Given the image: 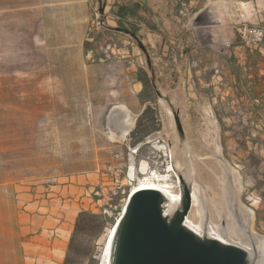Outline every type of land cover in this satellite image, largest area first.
<instances>
[{
  "label": "rangeland",
  "instance_id": "374dc122",
  "mask_svg": "<svg viewBox=\"0 0 264 264\" xmlns=\"http://www.w3.org/2000/svg\"><path fill=\"white\" fill-rule=\"evenodd\" d=\"M222 1L233 15L213 7L221 16L212 26L218 46L197 38L212 0H0V264H64L81 211L114 221L85 239L91 257L66 264H99L141 165L177 191L178 152V168L184 156L190 161L209 221L228 238L264 237V95L252 101L242 73L234 93L227 66L238 71L224 62L233 48L254 55L264 44L263 37L246 47L237 30L245 23L264 31L257 11L264 0ZM139 3L150 10L145 25L118 13ZM139 69L159 92L146 125L160 129L133 146L122 132L129 122L134 129L146 106ZM189 218L197 221L195 206Z\"/></svg>",
  "mask_w": 264,
  "mask_h": 264
},
{
  "label": "water",
  "instance_id": "95a60500",
  "mask_svg": "<svg viewBox=\"0 0 264 264\" xmlns=\"http://www.w3.org/2000/svg\"><path fill=\"white\" fill-rule=\"evenodd\" d=\"M204 12L206 10L200 13ZM200 21L198 24L202 26ZM206 24L202 27L205 32L216 34L215 39L203 41L197 32L198 41L202 44L221 45L212 27L216 22L207 20ZM220 50L225 49L221 47ZM147 65L150 68L148 57ZM178 129L181 134V128ZM161 200L162 196L156 190H137L128 198L125 211L119 221L115 222L119 232L114 264H247L245 251L216 240L201 241L185 229L182 223L189 211L188 206L168 223L161 212Z\"/></svg>",
  "mask_w": 264,
  "mask_h": 264
},
{
  "label": "bare ground",
  "instance_id": "6f19581e",
  "mask_svg": "<svg viewBox=\"0 0 264 264\" xmlns=\"http://www.w3.org/2000/svg\"><path fill=\"white\" fill-rule=\"evenodd\" d=\"M226 9L229 8L227 7ZM129 128H131L130 122L125 125L123 134L127 135V132H129ZM179 154L180 152H178L174 160L171 161V170L173 171L176 178L177 191L174 190V186L172 185V183L168 182L165 177H160L155 174V171L152 172L151 170H148L144 163L139 169L142 177L140 178L138 183L132 186V188L129 190L127 199L125 200V204L119 217L122 216L123 212L126 209L128 198L137 190H156L160 192L162 196V200L160 202L161 212L164 219L168 223H171L180 213L183 212L185 207L188 206L189 211L183 218L182 226L188 231L192 232L199 240L204 242L216 240L224 245L237 247L246 252L247 264H264L263 236L253 233L252 235H247V238L241 233H236V239L228 238L226 237L225 230L221 228L220 225L214 224L212 219L211 221H209L210 215L207 204L204 201L205 197L203 191H201V189L198 188L194 183L190 161L186 156H184L183 164L181 168H178L177 158ZM230 170L232 171V168ZM193 206H195V209L197 211V221H193L189 218V213L191 212ZM214 208L215 213H220L216 209V207ZM229 210L232 212L233 216L236 219L237 217H240L241 211L235 208L233 209L231 206H229ZM119 217L117 218V220L119 219ZM250 222H252V219H250ZM237 223L239 224L238 221ZM222 225L224 226V222H222ZM118 232L119 227H117V224L116 226L114 224L111 227L110 233L103 246L99 264H114L115 247L117 244Z\"/></svg>",
  "mask_w": 264,
  "mask_h": 264
},
{
  "label": "trees",
  "instance_id": "16d2710c",
  "mask_svg": "<svg viewBox=\"0 0 264 264\" xmlns=\"http://www.w3.org/2000/svg\"><path fill=\"white\" fill-rule=\"evenodd\" d=\"M140 9L141 7L139 4L120 5L118 8V13L124 16L126 19H138L140 21H144L145 24H147V20H145V18L139 14ZM142 9L144 12H150L149 7L146 5H144ZM130 25L133 26L131 23ZM136 30L137 28L134 25L133 29L130 30L129 33L131 35H135ZM192 38L194 37L192 36ZM137 79L142 86V89L139 93V100L143 105L146 106L142 115L138 118L134 129L130 132V137L133 139V146L141 143L148 135L160 129L159 125L147 127L145 120L147 114L151 110L149 102L152 101L156 104V97L159 95V92L153 84L152 78H149L143 69L138 70ZM262 183L264 184V180H262ZM260 196L264 204V193H261ZM257 219L259 220V218ZM107 221L113 223L114 220L112 218H106V216L101 214H96L89 211H81L75 220L74 230L68 243L64 264L68 263L72 256H75L77 259L88 256L91 257V251L88 248L85 239L100 237ZM95 264H98V262Z\"/></svg>",
  "mask_w": 264,
  "mask_h": 264
},
{
  "label": "crops",
  "instance_id": "0c3cea01",
  "mask_svg": "<svg viewBox=\"0 0 264 264\" xmlns=\"http://www.w3.org/2000/svg\"><path fill=\"white\" fill-rule=\"evenodd\" d=\"M241 4L244 7V9L248 10L250 8L248 6L249 5L248 2L247 3H241ZM139 5L141 7L139 14L143 17L144 13H143L142 7L144 6V4L139 3ZM219 5L221 6L222 10L225 13H227L228 15H233L231 8L226 1H222L221 4H219V2H216V0H212L211 5H209L206 8V14L208 15L209 19L212 22H218L219 23V21L221 19L220 14L216 11V9H213V7H219ZM246 5L248 6V8L245 7ZM227 7L229 9H226ZM263 9H264V2L262 4V6H259V4L257 6V11H260V14H259L260 21L264 19V12H262ZM129 20H134L136 23L139 22V24L145 25L144 21H140L138 19L129 18ZM197 32L203 41H205L206 39H211V40L215 39L214 36L216 34L211 35L212 33H210V31L205 32V29L203 27H200L197 30ZM225 54H227V52H225L224 54H221V55H225ZM227 55L228 56H225V57H229V58H227V60H225L224 62L227 64H228V62H231L232 68L234 67V69H236L238 71L237 75L235 73L233 74L231 72V67L229 65L227 66L228 72L233 78L232 84H231L232 91L235 93L240 89L242 81H243V80H241V77H242L241 73L245 74V76H247V83L249 85L248 90L250 91V94H251L250 97L252 98L251 100L253 101V99H255L254 101L260 100L263 102V100L260 99V97H258L260 95H257V94L259 92H262V94L264 95V85L260 84L261 79L264 78V44L263 43L260 44L258 50L255 52L254 55L252 53H248V51L242 47L233 48V50L230 53H228ZM223 65H222V68H224ZM189 68H190V65H189ZM246 68L249 71H247ZM246 71L248 73H244ZM219 78H220V76H219ZM220 79L223 80V77H221ZM219 85H223L222 82H220ZM124 128H125V126L123 127V129ZM129 130H130V128H129ZM123 133L124 132H122V135L124 136L125 134H123ZM127 134H128V132H127Z\"/></svg>",
  "mask_w": 264,
  "mask_h": 264
},
{
  "label": "built area",
  "instance_id": "2783aa9c",
  "mask_svg": "<svg viewBox=\"0 0 264 264\" xmlns=\"http://www.w3.org/2000/svg\"><path fill=\"white\" fill-rule=\"evenodd\" d=\"M187 12V5L185 3L181 4L179 15L181 17H185ZM237 30L240 37L244 39V45L246 47H251L252 45L259 44L264 37V31L262 29L248 26L245 23L241 24Z\"/></svg>",
  "mask_w": 264,
  "mask_h": 264
}]
</instances>
